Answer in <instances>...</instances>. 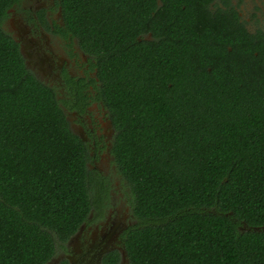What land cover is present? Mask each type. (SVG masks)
I'll return each instance as SVG.
<instances>
[{
  "label": "trees",
  "instance_id": "16d2710c",
  "mask_svg": "<svg viewBox=\"0 0 264 264\" xmlns=\"http://www.w3.org/2000/svg\"><path fill=\"white\" fill-rule=\"evenodd\" d=\"M12 1L0 0V264H44L108 187L61 106H86L87 91L73 81L59 98L26 67L1 27ZM159 1L60 0L132 189L129 264H264L263 32L207 0Z\"/></svg>",
  "mask_w": 264,
  "mask_h": 264
},
{
  "label": "flooded vegetation",
  "instance_id": "af4514ba",
  "mask_svg": "<svg viewBox=\"0 0 264 264\" xmlns=\"http://www.w3.org/2000/svg\"><path fill=\"white\" fill-rule=\"evenodd\" d=\"M205 4L211 13L216 10H222L225 16L236 13L238 22L247 31H261L264 36V0H207ZM246 4L250 5L247 13ZM1 27L17 43L26 67L52 88L57 97H63L73 81L76 83L73 86L81 87L83 94L87 91L86 106H61L67 120L70 116L72 131L87 148L86 167L108 187L103 205L98 211L92 210L87 221L69 236V245L60 250L58 257L53 254L44 264H129L124 236L137 224V218L130 196L119 191L117 203L116 197L113 198L112 175L120 172L113 155L116 129L109 110L97 99L94 90L100 82L92 66V55L84 52L79 40L69 31L60 0H13ZM143 36L151 38L150 32ZM123 182L128 192L129 183L125 179Z\"/></svg>",
  "mask_w": 264,
  "mask_h": 264
},
{
  "label": "rangeland",
  "instance_id": "374dc122",
  "mask_svg": "<svg viewBox=\"0 0 264 264\" xmlns=\"http://www.w3.org/2000/svg\"><path fill=\"white\" fill-rule=\"evenodd\" d=\"M254 2L256 3V1H254ZM249 6L247 4L244 6V9H245L246 13L249 10ZM68 124L70 126V129L73 130L72 129L73 128L72 127V121L70 120V116L68 117ZM88 161H89V158H88L87 162ZM102 171H104V169ZM117 173L121 174L120 172H117ZM118 174L116 176L112 175V181H111L112 182V186L115 189V194H114V197H113V198L116 197L115 203L118 202L117 198L119 196V194H118L119 191L124 193L125 196H130V199L132 198V189L130 188V185H128V192H127V188H126L127 185H125L124 182H123L124 176L121 174L123 177L121 175L119 177ZM116 187H119V188H116ZM94 190L95 189H92V187L90 185V190H89L90 198L93 197V194L96 195V191L94 192ZM125 206H126L125 204L122 206L120 215H122V212L124 211V207ZM68 243H69L68 239L66 241H60L59 239L55 238V253H54V257L57 258L58 255L60 254V250L66 248L69 245Z\"/></svg>",
  "mask_w": 264,
  "mask_h": 264
},
{
  "label": "water",
  "instance_id": "95a60500",
  "mask_svg": "<svg viewBox=\"0 0 264 264\" xmlns=\"http://www.w3.org/2000/svg\"><path fill=\"white\" fill-rule=\"evenodd\" d=\"M254 229H256V230H260V228H258V227H255Z\"/></svg>",
  "mask_w": 264,
  "mask_h": 264
}]
</instances>
